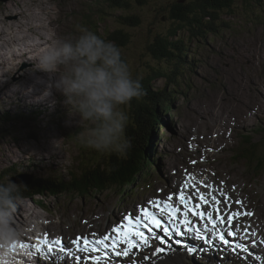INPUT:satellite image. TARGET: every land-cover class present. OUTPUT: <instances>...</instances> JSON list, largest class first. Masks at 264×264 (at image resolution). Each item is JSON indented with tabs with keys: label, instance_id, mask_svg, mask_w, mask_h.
I'll use <instances>...</instances> for the list:
<instances>
[{
	"label": "rangeland",
	"instance_id": "obj_1",
	"mask_svg": "<svg viewBox=\"0 0 264 264\" xmlns=\"http://www.w3.org/2000/svg\"><path fill=\"white\" fill-rule=\"evenodd\" d=\"M174 2L176 0H152L147 8L133 1L126 12L110 9L106 0H0V174L56 176L65 180L68 187V195L35 198L42 202L43 209H37L30 200H22L14 217L15 227L22 228V234L27 232V237L34 235L48 237V240L63 234L65 243L75 236L90 235L94 230L103 232L116 221L119 212L136 210L150 198L171 194V180L179 176L171 173L178 171V167L188 170L193 164H198V169L213 170L217 178L225 182L226 189H235L234 207H240L235 204L239 201L252 215L262 213L260 219H264V169L262 172L260 169L261 185L253 189L250 184L255 181L250 173L251 162L262 160L264 156L256 152L249 155L243 149L247 143L239 146L247 133L250 135L264 125V0H259L258 4L240 0L231 10L217 12L212 18L216 23L215 33L205 39L197 40L185 29L179 31V38L187 46L180 57L189 67L179 66L182 73L176 79L179 85L172 86L165 79L154 83L155 88L166 86L172 95H177L174 111L162 118L164 126L153 136L151 156L156 157L157 172L141 179L121 203L120 194L114 189L86 199L75 192L72 185L80 178L78 164L80 158H84L80 153L85 148L78 140L84 124L75 111L64 104V97L55 91L52 97L42 99L43 103L36 102L40 98L35 96H42V88L35 84L41 74L34 73L32 66L42 49L58 37L77 35L78 26L87 27L108 41L115 29L122 28L123 33L130 36V43L119 48L123 59L133 77L147 75L150 67L155 66L147 46L172 25L169 9ZM119 15L137 16L142 24L135 28L122 27L117 22ZM20 46L35 49L23 55ZM229 96L234 101L227 100ZM122 111L128 116V105ZM131 122L135 123L128 116L127 127ZM127 127L125 137L131 131ZM237 152L242 154L240 158L236 157ZM91 154L97 161L102 156L92 150ZM137 173L147 172L139 169ZM243 179L247 181L243 183ZM24 180L22 185L30 183L29 175H25ZM250 191L251 194L246 195ZM226 195L230 198V193ZM118 204L122 207L117 209ZM22 218L28 225L22 223ZM246 218L247 215L240 218L241 228L248 222ZM88 219L96 228L85 224ZM249 248L254 249L256 258L257 253L264 252V245ZM172 253L179 260L188 256L186 252L178 254L174 246L165 247L164 254ZM133 256L136 262L137 255ZM244 259L242 263L247 264ZM216 260L217 257L212 256L208 263L216 264ZM192 261L191 264L207 262ZM118 262L129 264V259ZM221 263L232 264L233 260L220 257Z\"/></svg>",
	"mask_w": 264,
	"mask_h": 264
},
{
	"label": "clouds",
	"instance_id": "obj_2",
	"mask_svg": "<svg viewBox=\"0 0 264 264\" xmlns=\"http://www.w3.org/2000/svg\"><path fill=\"white\" fill-rule=\"evenodd\" d=\"M41 99L64 97L80 117L84 130L78 136L85 148L101 155H126L128 116L122 109L141 95V83L133 78L120 49L87 27L78 26L77 35L58 37L42 49L32 66ZM23 200L21 185L11 178L0 180V260L15 264L13 241L21 232L14 217ZM8 253L5 256L4 253Z\"/></svg>",
	"mask_w": 264,
	"mask_h": 264
},
{
	"label": "trees",
	"instance_id": "obj_3",
	"mask_svg": "<svg viewBox=\"0 0 264 264\" xmlns=\"http://www.w3.org/2000/svg\"><path fill=\"white\" fill-rule=\"evenodd\" d=\"M133 1L136 5L139 4L141 7L147 8L152 4V0H109L107 3L112 9L127 12L130 10ZM237 1L240 0H191L184 3H178L176 0L172 4L171 9H169L172 25L165 34L156 35L152 43L147 46V52L155 66L150 67L147 75L133 77L139 79L141 83V95L130 103L131 113L129 115H133L135 123L131 122L128 127L126 126L128 130H131L127 132L128 151L123 157L102 155L99 161L102 160V164L105 165L104 168L101 165L93 167V159L85 156L80 165V178L72 185L79 196H87L89 190L92 189L99 191L113 186L125 188L127 184L133 183L135 173L140 169H137L136 164L140 157L144 156L143 165L146 172L153 168L154 165L152 167L147 165H151L155 157L152 158L149 150H145V147L150 145V142L152 143L153 129L158 128L160 122L164 124L160 121L159 116L167 111L166 107L169 104L173 106L166 87L162 91H156L154 83L157 79H165L167 83L179 85V81L176 79L179 77L180 56L187 50L186 43L178 36L179 31L185 29L196 39L206 38V35L214 34L216 23L212 18L217 12L231 10ZM242 1H246L247 4L253 2L258 4L259 0ZM139 10L142 9L139 8ZM117 22L125 28H135L142 24L140 19L133 15H119ZM109 41L118 48H125L130 43V36L123 33L122 28H119L111 33ZM175 62L177 63L175 64ZM57 183V180L50 178H36L31 183H26L25 187H21L23 198H34V196L41 194L57 195L63 190L58 187Z\"/></svg>",
	"mask_w": 264,
	"mask_h": 264
},
{
	"label": "snow or ice",
	"instance_id": "obj_4",
	"mask_svg": "<svg viewBox=\"0 0 264 264\" xmlns=\"http://www.w3.org/2000/svg\"><path fill=\"white\" fill-rule=\"evenodd\" d=\"M203 186L207 192H201L198 184L186 179L179 191L166 199L149 200L136 212L124 216L109 230L114 235L92 233L91 238L83 234L78 236L71 241L75 248L71 257L81 261L83 258L77 253L102 251L105 258L110 255L128 257L129 264H135L132 259L134 248H150L155 256L164 252V247H171L173 235L183 237L186 234L194 235L206 246L218 245L225 251L245 252L251 256L250 250L237 241L245 240L249 235L246 228L243 229L245 234L239 235L242 230L240 218L252 213L244 211L239 201L235 204L240 206V210H233V201L221 189L207 184ZM44 243L48 246V253H52L54 248L64 252L60 239L49 241L45 238ZM175 243L180 244V240ZM187 251L192 253L193 249L187 248ZM99 259L96 256L93 264H99Z\"/></svg>",
	"mask_w": 264,
	"mask_h": 264
},
{
	"label": "bare ground",
	"instance_id": "obj_5",
	"mask_svg": "<svg viewBox=\"0 0 264 264\" xmlns=\"http://www.w3.org/2000/svg\"><path fill=\"white\" fill-rule=\"evenodd\" d=\"M24 6H26V4L24 3V2H21ZM6 4V3H5ZM21 6V5H20ZM12 7H13V4L12 5H9V11L12 9ZM15 8H16V6H14ZM22 7V6H21ZM21 9H23V8H21ZM20 47H22V48H20V49H22L24 52L22 53L23 55H29V53L27 52L28 50H30L31 52H32V50L33 49H35V48H28V47H23V46H20ZM172 68V67H171ZM264 76V75H263ZM5 91V90H4ZM41 91V90H40ZM35 92V91H34ZM20 95V94H19ZM12 97V96H11ZM13 98H15V97H13ZM27 98L28 99H26V100H28L29 102H30V98L27 96ZM35 98L36 99H38V98H40V99H38L36 102L37 103H43V101H42V99H41V97L39 96V97H36L35 96ZM40 101V102H39ZM262 124H264V120H263V122H262ZM178 126V125H177ZM263 127H264V125H263ZM254 130H255V128H254ZM250 134H252V133H250ZM244 135H246V133H244ZM162 139V138H161ZM250 139H252L251 137H249V135H247V136H245V137H243L242 138V140H243V142L241 141L240 142V145L239 146H241V145H244V144H246L247 143V145H250V143H248V141L250 140ZM239 149V148H238ZM253 153V152H252ZM157 154V153H156ZM155 159H156V157H155ZM22 163H17V165H21ZM15 165V164H14ZM153 167H155V166H153ZM33 168V167H32ZM18 169H19V167H18ZM198 169V168H197ZM32 170V169H31ZM152 170H153V172L155 171V172H157V169H156V167L155 168H152ZM16 172V171H15ZM11 174H13V172L11 173ZM205 174H206V171H205V169H198V170H195V171H191V172H188V173H183V172H181V175H179L178 177H176V178H179L180 179V181H177V182H179L177 185H176V192L177 191H179V189L182 187V185H183V183L185 182V180L186 179H188L189 180V182L190 183H196V184H198L199 185V188H200V191L201 192H207L208 191V189L207 188H205L203 185H205V184H207V185H211V186H214V181H213V179H212V177H210L209 175H207V177L205 176ZM36 175V174H35ZM203 176H205V177H203ZM216 178H217V176H216ZM226 184H225V182H221L220 180H219V178H217L216 179V186H215V188H217V189H221L225 194H229L230 193V198H231V200L234 198V195H233V193H234V190L235 189H226V186H225ZM189 191H191V188L189 189ZM175 193V192H174ZM163 199H166L165 197L164 198H162L161 200H163ZM243 200V199H242ZM244 201V200H243ZM174 202H175V196H174ZM233 210H240V207H234L233 206ZM243 210L244 211H246V212H249L247 209H246V207H245V204L243 205ZM249 213H251V212H249ZM263 215V214H262ZM259 217V218H258ZM262 216H257V215H252V216H247V218H249V220H248V222H246V224H245V226H243V228H241L242 230H241V232L239 233V235H241V236H243L245 233H244V231H243V229H247V231H248V233H249V235L246 237V238H249L248 240H239V241H237L238 243H243L244 245H245V247H247L249 250H250V248L249 247H256V246H258V245H264V221L263 222H261L260 221V218H261ZM246 218V219H247ZM25 222H27V220L25 219V218H22V223L23 224H25ZM27 225H28V222H27ZM20 232H21V236L20 237H22V238H24L25 237V232H23V234H22V228H20V229H18ZM94 233H96L97 235H99V233L98 232H94ZM188 235V237H187V239H191V237H193V235L192 234H187ZM33 237H34V235H33ZM36 237V236H35ZM56 239H58L57 238V236L56 237H53L52 239H50V240H56ZM194 239H195V237H194ZM44 240H45V238L43 239V240H40V244L38 245V247L37 248H33L32 246H28V248H25L24 249V251L22 250V248L20 247V246H18L17 247V244L14 242V244L15 245H13L12 244V246H11V251H13L16 247V249H15V256H16V258H17V260H19L20 258H21V252L23 251V253L25 254V256H26V258H30V254H31V252L33 251V250H36L37 252H38V254H37V256H35L34 257V259H33V261L34 262H36V261H40V263L41 264H48V263H53L54 261H58L59 263H65V262H67V257H71V253L73 252V251H75V248H74V246H72L71 245V242H69V241H65V243H64V240L62 241L63 242V244H62V247L64 246V245H66V247H67V251H65V249H64V252L63 253H61V252H59L58 250H56V249H53V252L52 253H48V251H47V245L46 244H43L44 243ZM197 240V239H196ZM196 240H194V241H192V243H193V245L196 247V246H199L200 245V242L199 241H196ZM254 244H253V243ZM183 243V242H182ZM171 246H173L172 244H171ZM249 246V247H248ZM175 247V246H174ZM214 248L216 249V252L219 254V256L220 257H226L227 258V260L228 261H231V260H233V263L232 264H235L234 262H236V258H237V256H236V254L233 252V251H231V250H228V251H225L223 248H221L220 246H214ZM177 249V252H178V254H181L182 252H186V253H188V251L187 250H183V249H178V248H176ZM145 250H147V249H136V248H134L133 250H132V256H133V254H135V255H138V254H140V253H143V252H145ZM7 253V252H6ZM13 253H11V255H12ZM251 254H255V252L254 251H252L251 252ZM4 255L5 256H8L9 254L7 253V254H5L4 253ZM77 255H79V253H77ZM243 255V254H242ZM264 252L263 253H257V257H260V258H263L264 256ZM112 256V255H111ZM162 256V255H161ZM213 255H209L208 256V258L209 259H211V257H212ZM246 256V255H245ZM103 258H104V256H102ZM112 257H114V258H112V260H119V258L121 259V260H123L124 258H122V257H119V258H117V257H115V256H112ZM143 257V258H142ZM58 258H60V259H58ZM183 258H185V257H183ZM183 258H182V260H179L177 257H171V256H165L164 258H163V260H161L160 259V257L159 258H156V259H154V258H152L151 256H149V257H147V256H145V255H141V261L143 262V263H146V264H177L178 262H185L186 264H191V263H193V261H192V259L189 257V253H188V256H186V259L185 260H183ZM243 258V257H242ZM241 258V259H242ZM71 259H72V257H71ZM104 259H106V258H104ZM84 260V259H83ZM127 260V259H126ZM73 261V260H72ZM18 262H20V261H18ZM80 262L81 261H76V260H74V263L75 264H80ZM0 264H7V262L6 261H3V260H0ZM15 264H16V262H15ZM55 264V263H54ZM206 264H210V263H208V262H206ZM222 264V263H221ZM239 264H243L242 263V260H240V262H239Z\"/></svg>",
	"mask_w": 264,
	"mask_h": 264
},
{
	"label": "water",
	"instance_id": "obj_6",
	"mask_svg": "<svg viewBox=\"0 0 264 264\" xmlns=\"http://www.w3.org/2000/svg\"><path fill=\"white\" fill-rule=\"evenodd\" d=\"M182 1H184V0H180V2H182ZM261 216H262V213H261Z\"/></svg>",
	"mask_w": 264,
	"mask_h": 264
}]
</instances>
